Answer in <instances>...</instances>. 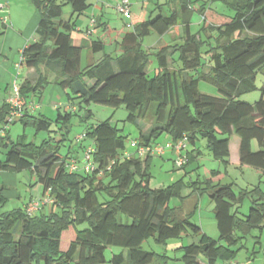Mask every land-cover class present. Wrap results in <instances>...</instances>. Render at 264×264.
I'll use <instances>...</instances> for the list:
<instances>
[{
	"label": "trees",
	"instance_id": "1",
	"mask_svg": "<svg viewBox=\"0 0 264 264\" xmlns=\"http://www.w3.org/2000/svg\"><path fill=\"white\" fill-rule=\"evenodd\" d=\"M198 1L197 6L193 0L156 3L147 19L136 21L134 29L123 35L120 54L105 53L99 61L83 67L82 53L87 45L93 52L105 51L108 36L103 34L88 44L73 43L75 16L90 8L89 0H30L40 15L38 39L23 49L21 64L36 69L39 79L35 83L25 80L19 86L25 112L14 122L55 135L37 145L13 141L5 129L0 134V152L7 151L5 160H0V172L30 170L53 202L50 212H44L43 205L34 216L27 215L25 208L1 215L0 264H71L77 255L80 264H103L110 246L127 249L126 255H113V264H172L167 255L148 252L143 244L149 238L165 243L183 234H193L199 240L179 248L180 260L201 264L203 256L206 264H218L236 257V245L243 238L239 231L245 236L264 223L260 186L253 189L252 206L241 217L238 204L248 193L236 191L233 182L222 183V172L212 170L206 186L190 194L198 198V194L207 193L215 204L220 237H210L192 221L197 203L189 212L170 206L171 198L180 194L177 183L164 188L150 186L153 156L160 155L139 157L135 149L127 148L128 135L108 120L84 132L96 147L95 172H69V156L60 153L77 106L95 102L124 107L127 120L139 128V146L160 144L155 141L164 133L174 142L187 135L193 146L205 139L214 159L230 163V137L236 134L241 139L240 165L264 173V83L259 100H241L257 88L258 75H264V0H218L231 8V15L207 9L206 1ZM67 5L72 8L69 20L64 19ZM163 6L170 8V14ZM194 11L204 17L201 33L191 31ZM176 27L180 37L153 54L156 66L151 74L152 54L144 47V39L152 33L163 36ZM205 57L209 59L208 72L201 70ZM49 72L54 73V82L73 107L66 111L59 108L55 118L28 111L32 96L49 83ZM200 80L215 84L220 95L202 93ZM10 112L9 102L0 103V130ZM86 115H91L89 109ZM254 140L258 150L252 147ZM125 149H133L131 158L121 155ZM187 154L183 168L197 157L194 151L187 150ZM5 190L0 184V206L7 201Z\"/></svg>",
	"mask_w": 264,
	"mask_h": 264
},
{
	"label": "rangeland",
	"instance_id": "2",
	"mask_svg": "<svg viewBox=\"0 0 264 264\" xmlns=\"http://www.w3.org/2000/svg\"><path fill=\"white\" fill-rule=\"evenodd\" d=\"M99 0H89V2H94L95 4ZM105 6L108 7L105 10L104 17L111 23V28L122 29L125 25V22H129L132 18V14L137 16L143 15L145 17L149 16L151 10L156 8V3L164 4L167 0H130L132 13H119L115 9V5L122 0H104ZM198 5L199 1L193 0ZM206 1L207 9L212 8L216 9L222 14L231 15L233 14L231 8H229L222 1ZM201 1L200 3L204 2ZM101 4V1H99ZM167 12L170 14V8L163 6ZM66 12L68 8H65ZM95 14V8H88L83 12L79 17L75 16L77 20V26L80 27L81 32L78 29L74 30L73 38L77 39L74 44H85L90 42L92 38H95L96 33L91 29H87V25L91 22V17ZM69 14L65 15L68 18ZM97 17V16H96ZM95 18V15L94 17ZM204 17L198 11H194L191 17V31L193 33H201L202 24ZM129 29L131 23H128ZM180 30V29H179ZM178 28H174L172 34L167 33L163 36H159L156 33L147 36L144 39V47L152 54L151 56V74L154 72L153 68L156 66L155 57L153 56L162 45L172 43V37L178 39ZM85 32V33H84ZM116 32V31H115ZM117 33V32H116ZM112 32V40L106 37V42L110 44L106 45V49L111 51L115 48L117 39H113V36L116 34ZM87 35L90 38L85 37ZM101 35V34H100ZM94 36V37H93ZM102 36V35H101ZM115 38V37H114ZM108 40V41H107ZM122 38L120 39V41ZM87 49L83 50V60L82 66L87 65ZM95 62L99 61L103 55L102 52L95 53ZM205 67H202L205 72L210 70L209 68V59L205 57ZM41 71L45 72V67H41ZM195 74V73H194ZM55 75L52 72H49V83L46 86L51 85V88L55 85L54 81ZM257 88L241 96V100L254 103L261 97V86L264 83V75L259 74L257 77ZM50 87V86H49ZM50 88V89H51ZM49 88H47L48 90ZM50 89L47 91V95L50 96ZM58 92L62 94L63 90L60 87ZM199 89L202 93L219 96L220 92L218 87L208 81L200 80ZM58 96V95H57ZM10 98V97H9ZM58 101V100H57ZM64 106L61 107L62 111H66L65 106L68 104V109H72L69 105V99L66 94H63ZM78 102V100H76ZM87 109L91 111V115L87 116ZM58 113V109L51 118H55ZM128 111L124 107L114 108L108 105L92 102L89 106H77V113H75L71 118L70 131L67 135V139L61 143L60 153L63 157L74 156L80 158V162H84V152L85 148H82V141H78V137L83 134L87 129H91L102 121H110L114 126L121 130L124 135H128L127 148L130 147V141L136 139L139 136V128L133 122L127 120ZM147 123V121H145ZM56 127L53 126V129ZM6 129H8V134L13 141L23 140L24 142H34L37 145H40L44 140L49 139L50 135H55L52 131L42 130L37 131L32 125H24L22 122L17 121L11 123ZM167 134L164 133L160 136V141L166 138ZM239 141V136L233 134L231 137V146L233 152H235L236 146ZM189 148H192L190 143ZM197 147L199 149V154L197 157L190 162L186 167L179 168L175 165V159L177 154L170 149L166 151V158L161 159L159 156H155L152 160L150 166L151 180L150 186L152 188H164L173 183H177L179 187L180 194L173 196L170 200L171 207H181L184 209V212H188L194 208V205L197 203L196 211L193 214V222L200 225L202 231L214 239L220 237V232L217 226V221L215 219L214 213V202L209 198L207 193L190 195L191 193L200 191L205 187V181L211 178V171H221L220 181L222 183H235L236 191L245 190L248 195L244 196V199L238 204L239 216H244L249 212V209L252 206V198L256 196L255 192H252L256 186H260L264 192V173L257 171L254 168L241 166L235 164L234 154L232 155V161L230 163H225L221 160L214 159L212 153L207 148V141L200 138L197 141ZM254 147L257 148V144L254 143ZM75 149V150H74ZM6 149H2L0 152V160H5ZM78 151V152H77ZM130 152H132L130 150ZM69 156V157H70ZM72 158V157H70ZM68 159L71 160V159ZM4 173V174H1ZM17 178V182L14 184V178ZM12 182V183H11ZM0 184H6V190L8 194H5L7 198L6 203L0 206V217L4 212L11 211L16 208H22L28 200H44L47 198L48 194H43V186L37 182L36 176L32 174L30 170H24L21 172H0ZM19 193L21 199L16 197L14 194ZM183 197V198H182ZM100 199H103V196H100ZM197 201V202H195ZM46 205V204H45ZM51 206V204H49ZM239 235L243 238L236 245V248L239 251L236 254V257L232 260L239 262L240 264H264V223L261 226L252 228L250 233L244 236L242 231L238 232ZM199 238L193 234H183L179 238H171L165 243H159L153 238L147 239L143 248L148 252H155L159 255H167L170 258L172 264H185L180 260L182 252L179 250L182 246H187L190 243L198 241ZM123 252L127 254V249L123 247L110 246L106 250V262L103 264H113L112 257L114 254ZM78 255L71 262V264H80L78 263ZM201 260H204L203 256L200 257ZM227 262V261H225ZM223 261H219L218 264H225ZM124 264H127L126 262Z\"/></svg>",
	"mask_w": 264,
	"mask_h": 264
},
{
	"label": "crops",
	"instance_id": "3",
	"mask_svg": "<svg viewBox=\"0 0 264 264\" xmlns=\"http://www.w3.org/2000/svg\"><path fill=\"white\" fill-rule=\"evenodd\" d=\"M0 1H2L5 4L4 9H2V11L0 12V103H2L4 101L8 102L9 97L13 93L15 83H17L20 86L25 80H29L30 82L35 83L39 79V72L36 71V69L24 67L21 63H22L23 49L38 39L37 28H38L39 21H40V15L38 11L33 7L30 0H0ZM99 1H101V4H99L100 3ZM99 1L96 2L95 4H92L94 2H91L90 8L92 9L95 8V14H93V16L91 17V22H92V19H94L95 23L94 25H92L91 22H89L86 30L92 28L91 30L94 32V34L96 33L95 38L94 39L92 38L91 41L100 39L101 35L103 34H108V39L111 41L112 32L113 31L114 33L117 32L113 36V39L118 40V43H116L115 48L111 51H108L106 49L105 51H103V55L105 53H111L113 55H118L121 53L120 39L123 37V35L126 32L132 31L134 29L136 21L141 20V19L145 20L148 18V16L145 17L143 15L137 16L136 14H132V18L129 21L132 25L130 26L131 27L130 29L128 27L129 22H125V25L123 26L122 29H117V30L115 28L112 29L111 23L108 20H106L104 17L105 10L108 7V5L105 6L104 0H99ZM117 5L118 4L115 5L116 10H117ZM66 7L68 8L69 12H66L65 10ZM117 12L119 11L117 10ZM67 13L69 14L68 18L65 17ZM71 13H72L71 6L70 5L65 6L64 7V19L69 20L71 17ZM131 13H132V8H131ZM94 15H95V18H93ZM101 24H104V25H101ZM76 25H77V20H76ZM105 27H108L109 31L106 32L104 30ZM75 29H78L81 32L80 27L76 26ZM173 31L174 30L170 31L169 33L172 34ZM73 33L74 31L72 32V38H73ZM178 36L180 37L179 32H178ZM85 37L90 38L87 35H85ZM171 37L173 41L175 38L174 36H171ZM76 40L77 39L73 38L74 42ZM109 44L110 42H106L107 47ZM85 49L88 50L87 51L88 56H87V61H86L87 64L94 63L96 61L95 60L96 57L94 54L98 52H93L88 47V45ZM82 60H83V53H82ZM47 88L50 89L51 85L46 86L45 89L39 95L35 94L32 96L31 103L28 106V111L31 114H36V115L43 114L48 117H51L49 115H53L57 109L64 106V101H63L64 91L62 92V94H60L58 92V90H60L59 89L60 87L55 83V85L50 89V96H48L47 91L49 89L47 90ZM31 105L34 106L33 109L30 107ZM65 108L68 109V104L65 106ZM231 137H230V141H231ZM172 141L173 139L169 135H167L164 140L160 141V138H159L157 141H155V144L160 143L162 145H166ZM254 143L257 144V148L254 147ZM90 145H95V144L89 138H87L85 141H82L81 143L82 148H86ZM240 146H241L240 137H239V141L236 146L235 152H233V149L230 143V152H231L230 162L232 161V155L234 154V161H235V164L237 165H240ZM252 147L254 150H258L257 141L254 140L252 142ZM130 150L133 151V149H129V151ZM187 150L189 152L194 151V155L196 156L200 152L197 147V144L195 146L192 145L191 149L189 148V144H188ZM68 156L70 155L68 154ZM70 157L80 160V158H78V155L77 157H74V156H70ZM154 158L155 156H153V159ZM159 158L165 159L166 152L162 156H159ZM1 174H4V173H1ZM12 182L15 184L17 182V178L15 177L14 181ZM3 185L7 186L6 184H3ZM5 194L7 195L8 192L5 191ZM14 195L21 199V195L19 193H15ZM32 200L31 199L28 200L22 208H25ZM214 207H215V204H214ZM51 209H52V206H50L49 204H46L44 205L43 211L50 212ZM78 263H79V257H78ZM200 263L206 264L205 260H201V259H200Z\"/></svg>",
	"mask_w": 264,
	"mask_h": 264
},
{
	"label": "built area",
	"instance_id": "4",
	"mask_svg": "<svg viewBox=\"0 0 264 264\" xmlns=\"http://www.w3.org/2000/svg\"><path fill=\"white\" fill-rule=\"evenodd\" d=\"M5 4L0 1V12L2 9H4ZM117 10L120 13H131V3L130 0H122L120 3L117 5ZM95 20L92 19L91 24L94 25ZM8 102L10 103L11 106V112L7 118V123L2 127L0 130V134H4L5 129L14 121L19 119L24 115V106L22 103V98L20 94V87L17 83L14 85V90L13 93L11 94ZM32 109L34 106H30ZM87 139L86 133L81 134L78 137V141H85ZM188 137L187 135H184L182 138H180L177 141H172L166 145L162 144H157V145H152L148 147L144 146H139L138 140L137 139H132L130 141V147L135 149V154H137L139 157H146L147 155H160L162 156L167 149H172L175 151L177 154V158L175 159V165L179 168H182L185 166L188 162V154H187V148H188ZM96 151L95 145H90L85 148L84 152V157L83 160L84 162H80V160L76 158H70L71 160L67 161L66 167L69 172L71 173H77V172H85V173H92L95 172L97 168V164L94 161V153ZM121 155L126 158H131L132 153L125 149L124 151L121 152ZM103 171H100L98 173L99 177L103 176ZM53 202L51 196H48L46 199L40 201V200H32L26 207H25V212L29 216H34L36 215L40 208L45 205V204H51ZM225 264H240L239 262L235 260H229L225 262Z\"/></svg>",
	"mask_w": 264,
	"mask_h": 264
}]
</instances>
